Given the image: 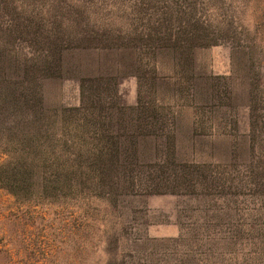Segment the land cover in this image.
<instances>
[{"label":"rangeland","instance_id":"rangeland-1","mask_svg":"<svg viewBox=\"0 0 264 264\" xmlns=\"http://www.w3.org/2000/svg\"><path fill=\"white\" fill-rule=\"evenodd\" d=\"M10 1L21 8L18 24L26 29L15 30L11 10L0 0V49L35 60L42 101L36 102L40 120L33 119L30 134L4 130L8 136L0 137V165L33 160L56 188L46 194L36 186L21 188L15 200L0 181V251L5 235L16 234L21 264L30 261L23 259L25 252L42 260L45 246L48 264H264V104L254 105L244 91L249 83L252 95L264 96V0ZM73 5L82 11L79 19L124 30L125 42L128 35L159 27L164 13L178 9L175 19L211 23L212 46L193 49L188 66L182 60L172 64L168 54L151 52L153 47L142 54L146 72L141 74L107 66L92 78L84 68L45 75L41 60L50 47L32 37L60 32V23L71 22L67 7ZM85 59L89 66L92 57ZM158 65L164 72L156 71ZM22 71L15 69V82L22 81ZM88 79H94V87L89 83L82 95L80 83ZM201 86L208 90L206 104L198 103ZM149 105L157 109L164 129L152 126L151 119L141 130L132 128L129 108ZM111 112L125 121L126 132L114 128L121 147L129 135L137 144L125 170L121 157L117 177L104 165L99 179L85 155L100 147L93 138L98 133L94 121L104 125L100 119ZM73 125L84 131L77 139ZM71 144L82 152V168L69 174ZM131 178L134 185L126 188ZM109 182L120 187L112 192Z\"/></svg>","mask_w":264,"mask_h":264},{"label":"trees","instance_id":"trees-1","mask_svg":"<svg viewBox=\"0 0 264 264\" xmlns=\"http://www.w3.org/2000/svg\"><path fill=\"white\" fill-rule=\"evenodd\" d=\"M4 8H9L11 10V20L13 27L18 32H23L26 29V26L23 28H19L18 20L21 17V8L16 6L13 2H8V0H3ZM69 12L72 14L70 17L71 22L60 23V32L48 30L47 33L42 36L40 32L36 35L34 34L32 38L35 40H40L43 44H47L49 49V55L45 56L43 60H41V65L43 69V73L57 75L61 74L63 70L66 72H81L84 68V74H88L90 78L93 75L97 76L98 71L99 75L102 74L100 72V68H105L107 66H113L115 68V72L119 69H125L127 71H135L139 74L142 72H146V69L143 67V56L148 51L150 52H158L161 54V57L164 56V53L168 54L169 58H171L172 64L176 62H180L182 60L185 66H188V61L193 59L192 51L195 48L200 46H212L211 39L213 37V30L211 29L212 25L209 21L200 20V19H192L193 17H188L187 22L176 19L173 17L176 10H170L169 12L164 13L165 17L159 20V27L153 28L151 31H145L144 29L138 33V36L128 35L129 41H126L122 38L125 37L124 30L114 31L113 25H101L94 23L91 19L85 17V19L81 18L80 14L77 13L78 9L73 6L67 7ZM85 14V13H84ZM36 27L41 29L39 24H36ZM2 26H0V29ZM127 31V30H125ZM56 32V33H54ZM59 32V33H58ZM144 32H147L145 34ZM54 33V34H53ZM58 33V34H57ZM57 34V35H56ZM32 36V35H30ZM38 41V44L40 43ZM72 44H78L76 47L70 48L69 46ZM82 44V46H80ZM98 44H101L102 48L97 47ZM203 46V47H204ZM93 49H99L97 51H93ZM164 52V53H162ZM92 57V63L87 66L88 59L86 57ZM180 58V59H179ZM83 61H86V65L83 64ZM75 62V63H74ZM83 64V66L81 65ZM5 65L4 67H1ZM141 65V66H140ZM162 65H158L155 67L156 71H163V68H160ZM15 69L23 70L24 77L21 82H15L14 71ZM107 69V68H106ZM8 70L9 75L5 72ZM185 71H188V68H185ZM35 60H30L28 57H19L18 55H13L12 53H5L4 50L0 49V137L6 138L8 136L4 133V130L9 129L12 133L15 130H18L23 135L25 133L30 134L33 131V119H39L38 114L34 111L36 108V102H40L41 104V88L39 77L35 75ZM94 72V73H93ZM164 72V71H163ZM95 79V78H94ZM94 79L83 80L80 83L82 95L88 92L86 88L94 87L93 81ZM206 83L205 81H203ZM90 83V84H89ZM90 86H89V85ZM99 85V82L96 83ZM87 86V87H86ZM38 88V89H37ZM247 88V89H246ZM90 90V89H89ZM93 90V88H92ZM248 91L250 94L248 98L250 102L254 105L257 102V106L261 103L264 104V96L262 95H252L254 89L251 84H246L244 87V91ZM36 92V93H35ZM38 92L40 93L38 95ZM85 92V93H84ZM177 92V90H175ZM264 95V91L262 92ZM198 95V103L206 104L209 100V94L206 87V90L201 86V89L197 92ZM39 105V104H38ZM37 105V106H38ZM256 109V108H254ZM131 112V118L134 116V119H131V127L136 130H141L149 125V119H151L154 123L152 126H156L158 124L157 129H164V125L160 122L161 118L157 109L153 105H149L148 108L145 106H133L129 108ZM147 111L152 113L147 114ZM94 112V111H93ZM65 114V111H62L61 114ZM63 114V115H64ZM119 113H109V115H105V118L109 120V123L105 126L106 119H100L104 122V125H99L98 118L95 120L94 113L91 115L95 120V124L98 128V133L96 137V133L94 131L93 138L98 143V149L94 152V149L88 150L85 155V159L87 162L89 161V168L92 165H95L97 168L96 174L99 179H102L104 176V171H102L100 166L107 167L109 174L113 177L115 175V166L116 163L119 162L120 158L127 161V164L124 165L123 169H126V166L130 163L132 150L133 155H135L136 144L133 140L132 135L126 137V139L122 142L123 145L119 144V137L115 135L114 128L117 125V128H122L126 132V128L124 127L125 121L119 118L117 115ZM219 114V113H218ZM217 114V118L220 117ZM107 116H109L107 118ZM254 117V116H253ZM67 120L68 116L65 117ZM82 118V117H80ZM83 117L82 119H84ZM255 119L257 116L254 117ZM44 121V120H42ZM79 120L72 121L78 122ZM66 121L62 119V124H65ZM80 123H82L80 119ZM72 127V126H71ZM75 127V128H74ZM73 139H77L79 134H83L82 127L73 125ZM133 131V130H132ZM130 132V131H129ZM71 133V134H72ZM96 137V138H95ZM69 157L73 158L66 161L67 164V172L69 174L79 171L82 168V163L79 162L82 156L81 150L78 147H75L74 144L70 145V149H68ZM24 158L23 155H21ZM84 156V155H83ZM130 156V157H129ZM26 159L20 160H12L11 162H7L6 166L0 165V181L6 182L7 187H3L5 190L11 194L15 200H18L19 190L21 188H30L38 187V190L42 192H46L49 190H55L54 181H52L51 177L42 176L39 172V166L34 164V161L31 160L27 162ZM12 165V166H11ZM82 172V171H81ZM130 172V171H129ZM78 173V172H77ZM75 173L74 175L78 174ZM81 174V173H80ZM124 181H126L127 174L125 171L122 173ZM41 176V177H40ZM116 176V175H115ZM114 176V178H115ZM79 177V176H78ZM81 177V176H80ZM117 177V176H116ZM34 179L36 184H32L31 181ZM5 180V181H4ZM80 182V180H79ZM132 178L130 183L126 186V188L132 187ZM71 184V183H70ZM117 182H109L107 187L109 190L116 191L120 187ZM119 186V187H118ZM109 193H111L109 191ZM16 216V215H15ZM16 217L14 218V221ZM13 221V222H14ZM8 234V233H7ZM17 235L12 234L5 235L7 238V243H5L3 249L0 251V264H21L19 263L21 255V247H16V238ZM26 247V246H25ZM24 251H28V249H24ZM42 255V260L31 259L29 255L25 252V257L23 259L29 257L28 263L25 264H48L47 254L49 252V247H41L40 249Z\"/></svg>","mask_w":264,"mask_h":264}]
</instances>
